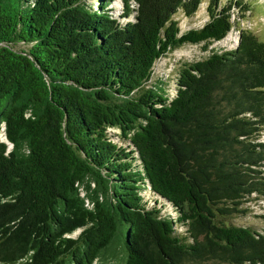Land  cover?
<instances>
[{
  "label": "trees",
  "instance_id": "1",
  "mask_svg": "<svg viewBox=\"0 0 264 264\" xmlns=\"http://www.w3.org/2000/svg\"><path fill=\"white\" fill-rule=\"evenodd\" d=\"M113 3L0 0V264H264L230 223L264 200V40L209 49L253 6L182 32L203 0ZM184 45L213 52L169 93L154 66Z\"/></svg>",
  "mask_w": 264,
  "mask_h": 264
},
{
  "label": "rangeland",
  "instance_id": "2",
  "mask_svg": "<svg viewBox=\"0 0 264 264\" xmlns=\"http://www.w3.org/2000/svg\"><path fill=\"white\" fill-rule=\"evenodd\" d=\"M242 1L247 2L250 7L253 6L251 11L246 13L247 19H240L239 9L234 7L232 13H230L234 28L222 41L213 43L209 48L210 50H213L214 52L233 50L240 41V33L236 27L238 25L241 26V28H251V30L264 40V0ZM86 2L88 5H95L97 0H86ZM121 2L122 0H114V3L111 5L112 15L117 19L122 14ZM226 2L227 0H222L223 4ZM207 5L208 0H203L199 11L192 18H187L182 13L175 16V19L179 22L182 32L189 29L202 28L208 22L209 17L207 15ZM212 52L203 51L202 45H184L179 50H176L156 61L153 70L154 76L151 82L154 83L157 80L163 81L167 84L169 93H172L175 89L177 73L181 64L201 61L210 56ZM112 133L113 135L119 134L117 131H112ZM119 143L128 146V142H124L121 138ZM9 147L12 148L10 144ZM247 206H249L251 213H249L246 217H234L230 220V223L238 226L251 227L261 233H264V220L259 218V216L263 215L264 212L262 208L264 206V200H255Z\"/></svg>",
  "mask_w": 264,
  "mask_h": 264
},
{
  "label": "bare ground",
  "instance_id": "3",
  "mask_svg": "<svg viewBox=\"0 0 264 264\" xmlns=\"http://www.w3.org/2000/svg\"><path fill=\"white\" fill-rule=\"evenodd\" d=\"M4 141H6V139H4Z\"/></svg>",
  "mask_w": 264,
  "mask_h": 264
}]
</instances>
